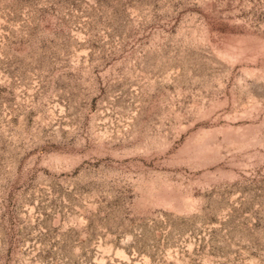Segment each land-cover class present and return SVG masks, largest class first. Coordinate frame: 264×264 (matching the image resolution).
<instances>
[{
    "label": "rangeland",
    "instance_id": "1",
    "mask_svg": "<svg viewBox=\"0 0 264 264\" xmlns=\"http://www.w3.org/2000/svg\"><path fill=\"white\" fill-rule=\"evenodd\" d=\"M0 264H264V0H0Z\"/></svg>",
    "mask_w": 264,
    "mask_h": 264
}]
</instances>
